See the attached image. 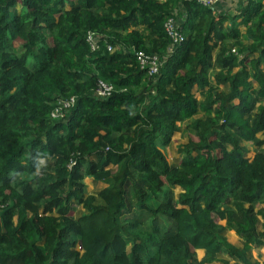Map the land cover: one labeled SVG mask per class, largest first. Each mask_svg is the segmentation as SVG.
Instances as JSON below:
<instances>
[{
    "label": "trees",
    "instance_id": "obj_1",
    "mask_svg": "<svg viewBox=\"0 0 264 264\" xmlns=\"http://www.w3.org/2000/svg\"><path fill=\"white\" fill-rule=\"evenodd\" d=\"M227 9L0 0V264H264V0ZM136 52L162 59L153 78Z\"/></svg>",
    "mask_w": 264,
    "mask_h": 264
},
{
    "label": "built area",
    "instance_id": "obj_2",
    "mask_svg": "<svg viewBox=\"0 0 264 264\" xmlns=\"http://www.w3.org/2000/svg\"><path fill=\"white\" fill-rule=\"evenodd\" d=\"M202 6L213 7L218 3H224L227 6H232L233 8L236 7L235 3H238V0H195ZM230 8V7H228ZM163 30L166 33L167 37L169 38L171 45L181 40V35L179 33V19L176 17H168L165 22L163 23ZM97 35L93 32H87L85 34V41L88 43L90 50H94L97 46ZM107 50H110L108 47ZM135 60L139 67V69L143 70L145 76L149 79L153 78L154 75L157 73V69L159 68L162 59L158 58L156 55L145 54L143 52H136L135 53ZM112 87L101 81L98 80L95 84V88L93 91V95L96 98H103L110 94ZM73 104V98L69 97L66 99H58L52 109L50 110L49 117L52 119H60L64 116L65 112L68 108Z\"/></svg>",
    "mask_w": 264,
    "mask_h": 264
},
{
    "label": "rangeland",
    "instance_id": "obj_3",
    "mask_svg": "<svg viewBox=\"0 0 264 264\" xmlns=\"http://www.w3.org/2000/svg\"><path fill=\"white\" fill-rule=\"evenodd\" d=\"M235 5H237V3H235ZM232 6H234V5H229L230 8H228V9L234 10V8ZM16 9H17V11L20 9L18 4L16 5ZM228 12H231V11H228ZM177 14H179V13L177 12ZM184 124L185 123H182L180 125V130L175 132L172 135L170 143L163 149V153H164L167 161L173 160L175 157H178L177 145L184 142L186 135H187L186 132L184 130H182V128L184 127ZM258 137H260V136L258 135ZM192 139H193V137H192ZM246 145H247L249 150H252L251 144H246ZM248 155L251 156L252 154L248 153ZM40 162L42 163L43 161L40 160ZM84 184L86 186V188H85L86 193H94L98 189L101 188L100 184H91L90 181L87 179L84 180ZM178 192H179V189L177 187L172 188V195L174 198L177 196ZM96 202H98V199L96 200ZM82 213H83V209L77 205L73 207V210L71 212L73 218L78 217ZM258 229H259V225H258ZM222 235L225 237V239L228 243L233 244L235 246L240 245V238L237 237L236 235H234L231 231L225 230L222 233ZM75 249L78 252H81V249H80L78 244L76 245ZM195 255H196L197 259H200L202 256V252L199 250H195ZM251 256L253 258L258 257L261 261H264V248L258 247L256 249L251 250ZM211 264H219V263H211Z\"/></svg>",
    "mask_w": 264,
    "mask_h": 264
},
{
    "label": "crops",
    "instance_id": "obj_4",
    "mask_svg": "<svg viewBox=\"0 0 264 264\" xmlns=\"http://www.w3.org/2000/svg\"><path fill=\"white\" fill-rule=\"evenodd\" d=\"M229 6H227L226 4H224V3H218L217 5H216V8H222V9H227ZM228 11H231L232 12V10L231 9H228L227 10V12ZM231 12H228V13H231Z\"/></svg>",
    "mask_w": 264,
    "mask_h": 264
}]
</instances>
